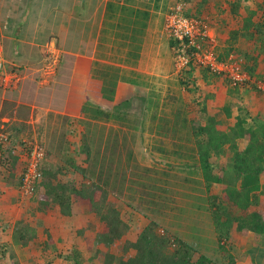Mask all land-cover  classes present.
Instances as JSON below:
<instances>
[{"label":"crops","instance_id":"crops-1","mask_svg":"<svg viewBox=\"0 0 264 264\" xmlns=\"http://www.w3.org/2000/svg\"><path fill=\"white\" fill-rule=\"evenodd\" d=\"M170 1L148 0L142 3L138 0H129V2L128 0L123 2L115 0H0L2 55L7 63H12L20 70H24V77L15 90L8 93L0 90L2 91L0 93L2 100L0 129L9 138L3 152L6 166L4 165V171L0 176V224H4L3 228L10 227L13 223V230L17 222H30L36 236L42 240L41 243L44 242L42 238L44 229H48L53 240L57 239L53 235L52 219H48L46 214L39 210V201L44 195L43 185L41 186L40 183L37 186V193L32 199L24 197L19 190L24 150L28 146H38L44 150L46 156L41 163L43 168L41 172L42 178L46 180L44 172L56 170V162L61 154L56 147L62 142L64 128H70V124L72 128H82L80 122L85 124V121L93 124L113 121L102 117L99 120H92L90 117L95 108L110 114L111 106L115 107L127 101L129 97L142 96L148 104L153 101V105L157 107L156 100H153L154 96L172 90L170 85L173 81L175 82L177 75L174 71L171 41L164 31L166 10ZM209 2L213 0H206V3ZM110 3L114 4L116 9L119 5L141 14L139 13L138 16L137 12L133 13L130 17H126L128 20L121 21L119 10L108 11L107 6ZM220 3L226 11H228L227 7L233 4L229 0H220ZM201 4L204 6L205 3ZM197 9L196 6L195 10ZM143 13L146 15L145 18H142ZM218 21L216 28L222 31L221 36L212 28L218 46L216 50L219 52L221 48L227 47L226 41L231 26L233 28L235 25L228 22L229 24L222 28L223 20L218 19ZM111 37L130 51H125L126 55L119 64L120 76L110 102L104 99L102 89L109 93L105 89H108L111 75L106 74L105 71L102 73L103 77L96 78L93 70L95 71L96 65L111 68L105 65L111 63L101 60L105 57L102 50L107 46L106 43L110 42ZM48 44L55 45L60 58H66L62 60L63 63L70 58L72 67L70 73L58 71L59 73H56L51 83L41 84L36 69L41 61V52ZM260 58L263 60V56L258 58L257 65H260ZM259 69L257 68L255 74ZM198 76L200 72L194 70L193 77L197 84ZM220 81L222 82V80L213 82V87L201 88L203 97L213 95L214 99L220 103L228 101L227 86ZM244 89L240 92V98L233 97L232 101L237 104L240 101L245 108L255 106L254 99L258 94L264 95L263 91L250 95V89ZM7 95L12 96L9 98ZM245 95L249 96V103L243 100ZM261 104L264 111V101ZM203 106L210 112L209 103L202 104ZM234 116L232 118L236 117ZM66 123H69V126ZM81 131L83 132V129ZM67 135L68 139L71 138L69 134ZM46 162L51 165H45ZM195 166L198 167V164ZM193 171L197 172V169ZM196 179L198 180V176H195V179L189 178L193 185L187 188L189 193L186 196L190 204L189 208L192 209L191 213L195 215L194 217H202L201 213H203L204 222L198 223V219L193 218L188 227H185L186 231L182 229V232H179L177 228H174L169 234L187 243L195 241L194 238L200 240L201 246L197 248L198 244L193 245L198 253L207 257L212 264H264V235L248 232L238 237L237 241H227L224 244V250L218 248L207 205L208 196L211 194L207 193L208 187L202 179V174L201 180H198L199 183L195 182ZM214 185L218 186V184ZM259 196L260 201L264 202V172L260 175ZM160 204L166 209L162 202ZM61 221L64 222L63 219ZM144 221L141 218V226L146 224ZM185 223L179 216L175 222L176 227H181ZM204 227L208 230L206 235ZM12 230L8 237L4 236L5 230L0 231V243L11 242ZM31 245L32 242L25 247L16 246L29 252Z\"/></svg>","mask_w":264,"mask_h":264},{"label":"rangeland","instance_id":"rangeland-1","mask_svg":"<svg viewBox=\"0 0 264 264\" xmlns=\"http://www.w3.org/2000/svg\"><path fill=\"white\" fill-rule=\"evenodd\" d=\"M115 1L123 2L124 0ZM138 1L145 3L148 0ZM199 1L200 0L196 2L190 1L187 4L183 0H171L170 4L167 6V15L176 5H181L184 14L202 18L215 29V33L221 36L222 31L216 28L219 24L218 19L223 20L222 28L228 25V22L233 23L235 27H240L242 19L247 16V12H253L254 23L259 24L261 29L264 30V3L261 0H246V2L242 3L240 1V9L236 14H232L233 10L230 6L227 7L228 11L230 10L229 13H226L228 11L222 8L223 4L220 3V0H213V2L205 3L204 6H202ZM229 1L234 4L237 0ZM196 6L198 7L197 10H195ZM231 18L233 19L232 22ZM257 39L258 36L256 35L249 38L240 33L236 43L233 45V52L230 56L236 59L240 64H244V54H257L256 52L259 45ZM106 44L107 46L102 50L105 57L101 58V60L111 63L105 64L111 68L96 65L94 66L95 71L93 70V75L96 78L98 76L103 77L102 73L106 71V73L111 76L118 75L119 77V64L124 59L123 56L126 55L125 51H130V49L115 42L112 40V37L110 42ZM217 48L218 46L216 49ZM43 52L44 50H42L41 55H43ZM218 53L224 56L227 54V48H221ZM260 57H262V55ZM3 59L6 60L4 57ZM62 60H66V58H59L56 73L58 71L66 74L70 73L72 67L70 58L69 61L67 60L68 62L65 61L63 63ZM260 61V65L256 67V70L260 68L258 70L259 72L257 71L254 78H251L253 82L252 85L244 87L250 89V95H255L262 91L264 93V62L262 59ZM100 64L102 63L100 62ZM115 69H119L118 72H116ZM193 70H195V68H193ZM174 71L177 76L175 82L173 81L170 85L172 90L168 93H161L153 98V100L155 99L157 102V107L153 105V101L148 104L146 99L142 96L129 97L127 99L129 105L124 108L121 107L118 110L119 117H121L120 120L114 119L113 121H104V123L100 124L88 123L86 121L85 124L80 122V126H83L82 128H72L70 124V128L66 127L63 129L64 134H62V142L56 147L61 154L56 162V170H52L53 172H51L54 175V178L50 180L51 183L68 184L70 187H75L78 190L91 189L92 183L96 180V177H92V179L90 177L83 178L74 170V168L82 171L88 170V172L85 173L90 175L89 168L92 166V161L94 162L93 158L92 161L86 160V155L81 151V146L86 144L92 153L99 150L100 156L102 155L106 167L104 173L106 174L107 170L111 168L112 174L114 175V177L110 179L109 185L107 187L105 186L108 192L106 205L113 206L119 212L121 220L129 225L131 229L129 237L137 236L148 224L149 219L156 221L158 224L157 233L165 236L170 235V230L174 228H177L179 232H182V229L186 231L187 229L185 227H188L187 225H189V222L193 218L198 219V223L203 224L204 222V219H202L204 218L203 213H201L202 217H194L195 215L191 213L192 209L189 208L190 204L186 196L187 193H189L187 188L193 185V183L189 181V178L195 179V176H198V180H201V170L198 167H193L194 161H196L197 158L196 155H193L194 152H192L195 138L189 133V122L199 121L201 123L205 121V113H201L202 104H205L202 94L203 87H213V82L216 80H222V82H220L225 86H227V82L220 77L210 75L205 70L198 69L201 76H198L197 79L199 83L197 84V81L192 75L194 84L190 79L188 85L184 86L181 83V79L184 77L182 74L183 72L177 73L175 65ZM181 75H183L182 78ZM54 76L50 79L48 84L51 83ZM228 89L227 87L226 94ZM8 91L13 90H7L6 92L8 93ZM0 93H2V91H0ZM11 96L8 97L10 98ZM227 98L228 102L233 103L232 96L230 97L227 95ZM248 99V95L243 96L245 102H248ZM263 101L264 95L258 94L256 99H254L255 106H248V108H245V105L242 104V113L240 117L245 119L247 122L246 126L254 128L256 123L262 121L264 118V111L263 104L261 103H263ZM9 102L8 100V103ZM1 103L2 100L0 98V104ZM5 103L7 102L5 101ZM113 109L114 106H111V113ZM252 109L253 111H251ZM209 113L213 114L217 120L222 122V128L224 130H228L235 123V118H226L221 112L214 114V112L210 111ZM233 115H239V112L235 108L233 109ZM184 120H186L185 125L182 123ZM66 124L68 125L69 123ZM66 124L64 125L66 126ZM82 129L83 132L81 131ZM67 134H69L71 138L68 139L66 137ZM113 144L115 145L112 147ZM243 146V142H238L239 149H242ZM232 158L233 152L227 147H224L221 155L219 157L213 156L210 162L221 167L222 165H230L232 163ZM110 159L113 161L112 164L110 163ZM47 164L51 165L49 162L45 163V165ZM98 166L96 170L99 168ZM195 169H197V172L193 171ZM214 172L218 174L219 170L216 169ZM198 180L196 179L195 182L199 183ZM46 182L47 180L42 178L40 185L44 186ZM139 182L150 187H146L145 192H142ZM220 192L221 186L213 185L207 193L218 194ZM36 193L37 192L29 198L32 199ZM132 196L135 198L134 200H132ZM140 197H143L147 203H144V201L140 207H137ZM149 201H154L155 204L159 203V205L149 204ZM160 202L166 206V209L161 207ZM71 207L72 212L70 216H63L58 207L53 204H49L48 208L41 212L46 214L48 219H52L51 225H54L53 235L57 239L53 240L48 229H44L42 236L44 242L41 243L42 240L36 236V241H32V248H30L31 250L29 252L14 245L12 238L10 243L6 241L0 243V264H74L73 261H68L63 258L66 255L71 256L73 252L77 253L76 255L74 254V256H76L80 264H104L105 256L108 253L121 258L133 255L134 252L132 250H129L127 254H122L120 247L124 243L125 238L120 242H116L109 248L101 245L94 247L91 252L89 243L92 242L96 233L101 231L99 219L93 212L89 211V206L87 204L79 205L74 195L71 196ZM179 208H181V210H179ZM178 216L186 222L182 224L181 227H176L177 223L175 224L178 220ZM141 218L145 220L144 222L146 224L144 226L140 225ZM61 219H63L64 222H62ZM17 224H19V222H17ZM23 224L31 226L30 222ZM3 225V223L0 224V231H2V229L5 230L4 236L8 237L12 230L13 223L10 224V227L6 226L3 228ZM48 226L50 225L48 224ZM43 227L45 228V226ZM161 231H163V234H161ZM207 231V228L204 227L205 235ZM170 237L172 236L170 235ZM49 238L52 239L53 244H50V249L44 251L43 245L47 243V239ZM193 240L195 241H191L189 244H198L197 246L195 245L197 248L201 246L202 242L200 240L196 238ZM93 254L95 256L92 257Z\"/></svg>","mask_w":264,"mask_h":264},{"label":"trees","instance_id":"trees-1","mask_svg":"<svg viewBox=\"0 0 264 264\" xmlns=\"http://www.w3.org/2000/svg\"><path fill=\"white\" fill-rule=\"evenodd\" d=\"M183 1L188 4L190 1L196 2L198 0ZM240 1L241 3L246 2V0H237L234 4L230 5L233 10L232 14H236L239 11ZM261 1L264 3V0ZM199 3H206V0H200ZM107 9L113 12L119 10L121 21L128 20L126 17H130L133 13L136 14L137 12L131 8L120 7L119 5L116 9L112 3L108 4ZM139 13L137 12L136 15L139 16ZM253 16V12H247V16L242 19L240 27L233 26L232 28L231 26L229 37L226 41L227 54L224 56L220 55L216 50L218 59L223 60L232 54L233 45L236 43L240 33L249 38L254 37V35L258 36L259 45L257 54H244L243 56L245 62L242 64V67L250 78L255 76L257 61L260 55L263 56L264 62V30L261 29L259 24L254 23ZM145 17L146 15L143 13L142 18ZM170 41L171 48H173L174 42L173 40ZM118 70L115 69L116 72ZM193 72V68H190L182 73L184 77L182 78L183 75H181V83L184 86L188 85L190 79L192 80ZM118 80V75L111 76V80L107 86L108 89H105L109 93L104 92L102 89L104 99L112 101L114 88ZM192 83L194 84L193 80ZM226 85L229 88L227 95L235 97L234 99H239L241 96L240 92L244 89V86H232L228 82ZM203 100L205 103H209L210 111L214 112V114L221 112L226 118H232L234 108L239 112V115L235 117L234 125L228 130H224L222 122L217 120L213 114H210L204 106L201 108V113H205V121L201 123L199 121L189 122V133L195 138L192 152H194L193 155H196L197 158L194 161L193 167H196L195 164H198L202 179L208 187L207 191L214 184L222 185L219 194L208 196V211L216 234L218 248L224 250V244L227 241H237L238 237L246 235L248 232L264 235V202L260 201L259 196L260 175L264 172V121L256 123L254 128L246 126L247 122L240 117L242 113L240 101L238 103L240 105L228 101L220 103L214 99L213 95H207ZM128 105L129 101H125L115 106L113 112L110 114L95 108L90 118L92 120H99L101 117L120 120L121 117H119L118 110ZM182 123L185 125L186 120ZM238 142L244 143L242 149H239ZM81 147V151L86 155V160L92 161L93 158L94 162L92 161V166L89 168L90 175L85 173L88 170L82 171L77 168H74V170L83 178L90 177L92 179V177H96L95 182L92 183V188L89 190H78L75 187H70L68 184H52L50 180L54 178V175L50 171L46 172L45 178L47 182L43 186L44 192L42 193L44 195L39 201V210H45L49 204H53L58 207L63 216H70L72 212V195L75 196L76 202L79 205L87 204L89 211L98 217L101 228V231L96 233L92 242L89 243L90 251L92 252L94 247L100 245L109 248L125 238L124 243H121L120 247L122 254H127L129 250L134 252L133 255L126 258L116 257L108 253L105 256L104 264H212L207 257L198 253L194 245L170 237V235H159L157 233L158 224L151 219H149L148 224L137 236L128 237L131 230L129 225L121 220L119 212L113 206L106 205L108 192L105 186L107 187L110 179L114 177L111 168L105 174L106 167L99 150L92 153L86 144ZM224 147L233 152L232 163L219 167L210 162V159L213 156L219 157ZM112 162L111 160L110 163L112 164ZM97 166L99 168L96 170ZM216 169L219 170L218 174L214 173ZM139 184L142 192H145L146 187H150L141 182ZM37 190L38 187L35 192ZM131 198L132 200L135 199L133 196ZM144 201L145 199L140 197L137 207H140ZM144 203H147V201ZM148 203L159 205V203L155 204L154 201H149ZM35 239L36 232L32 226L23 224L22 222L15 225L12 233L14 245L25 247ZM50 244L52 245L53 241L49 238L47 239V243H44L43 250L50 249ZM74 254L76 255L77 253L73 252L71 256L66 255L63 258L73 261L74 264H80ZM93 256L95 255L93 254Z\"/></svg>","mask_w":264,"mask_h":264},{"label":"built area","instance_id":"built-area-1","mask_svg":"<svg viewBox=\"0 0 264 264\" xmlns=\"http://www.w3.org/2000/svg\"><path fill=\"white\" fill-rule=\"evenodd\" d=\"M181 7L176 5L166 16L164 24L166 34L174 42L172 51L177 73L190 68L202 69L212 76L224 79L232 86L252 85V79L236 59L231 56L223 60L218 59L216 37L212 27L202 18L184 14ZM2 50L0 41V90H15L24 77V70H20L12 63H7L2 57ZM59 58L60 54L55 45L48 44L36 69L41 84H48L55 75ZM8 141V135L0 129V176L6 166L3 152ZM24 152L19 190L24 197H31L42 181L41 163L46 155L38 146H28Z\"/></svg>","mask_w":264,"mask_h":264}]
</instances>
